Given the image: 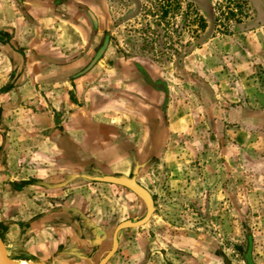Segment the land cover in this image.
I'll use <instances>...</instances> for the list:
<instances>
[{
    "label": "crops",
    "instance_id": "0c3cea01",
    "mask_svg": "<svg viewBox=\"0 0 264 264\" xmlns=\"http://www.w3.org/2000/svg\"><path fill=\"white\" fill-rule=\"evenodd\" d=\"M88 1L0 0V239L9 258L17 256L11 260L91 264L92 242L103 237L108 220L104 204L123 220L139 218L143 204L125 187L93 181L94 175L133 177L151 196L160 188L158 165L175 163L184 150L178 137L199 114L219 151L214 166L223 170L221 157L235 163L233 152L243 146V160L264 179V0H247L252 46L259 48L225 50L211 72L203 69L207 87L192 94V112L183 111L178 97L181 115L173 111L168 84L151 78L169 91L163 105V92L143 84L123 60L106 64L98 57L78 72L88 55H77L89 35ZM230 53L242 58L229 61ZM252 68L261 70L259 95L246 79ZM252 147L259 154H249ZM153 224L151 217L118 233L105 264H183L150 256L158 243L168 254L167 240L148 234Z\"/></svg>",
    "mask_w": 264,
    "mask_h": 264
},
{
    "label": "rangeland",
    "instance_id": "374dc122",
    "mask_svg": "<svg viewBox=\"0 0 264 264\" xmlns=\"http://www.w3.org/2000/svg\"><path fill=\"white\" fill-rule=\"evenodd\" d=\"M87 5L96 26L92 29L85 15L89 35L77 55L86 51L88 55L78 72L84 70L105 41L99 57L104 58L106 64L114 59L125 61L134 74L142 78L143 84L141 72L164 81L173 99V111L179 115L178 97L182 94L184 98L183 111L192 112L196 108V98L192 94L205 87L194 81L191 74L204 80L203 69L206 74L211 72L213 62L222 59L229 47L233 50L238 47L242 51L259 48L252 46L255 39L250 30L254 25L250 22L251 7L247 0H89ZM239 58H242L240 54H231L228 60L238 61ZM227 66L223 62V67ZM260 71L252 68L246 76V79L252 78L257 95L260 94ZM169 91L166 96L163 93V101L165 97L167 101ZM193 118L190 129L178 137V146L182 145L184 150L179 148L175 163L158 165V170L163 171L156 181L160 188L151 194L155 210L149 218H153L154 224L148 234L167 240L168 254L167 247L158 243L160 247L150 256L158 255L166 263L246 264L243 253L249 233L251 262L264 264V179L260 168L243 160L246 152L239 146L233 152L236 162L225 163L221 157L223 170H218L213 164L218 150L208 139L211 131L202 124L204 120L200 114L199 118ZM254 133L252 139L257 138ZM237 138V143L242 142V135ZM225 150L224 154H227L229 149ZM247 151L252 155L259 154L254 147ZM181 152L182 159L178 157ZM93 199L95 201L96 197ZM110 207V203L104 204V209L109 212L108 220L103 224V237L92 242L91 264H97L108 252L111 233L123 220L112 213ZM143 214L142 204L138 217ZM146 222L127 231L141 228ZM124 230L120 229L118 233ZM159 248L163 255H159ZM195 252L199 256H195ZM212 253L216 257L214 261L207 259ZM9 254L12 259L17 257ZM195 258L200 260L199 263Z\"/></svg>",
    "mask_w": 264,
    "mask_h": 264
},
{
    "label": "water",
    "instance_id": "95a60500",
    "mask_svg": "<svg viewBox=\"0 0 264 264\" xmlns=\"http://www.w3.org/2000/svg\"><path fill=\"white\" fill-rule=\"evenodd\" d=\"M88 18L91 22L92 29L96 26V20L94 18V15L87 11ZM105 46V41L101 45V47L97 50V52L94 54L93 58L90 60V62L87 64V66L84 68V70L90 68V66L98 59L101 51L103 50ZM144 80L147 82L148 85H150L152 88L158 89L164 93L166 96L167 90L165 87L164 82L160 80H152L145 72H141ZM191 78L196 81L198 84L203 85L207 87V84L196 74H191ZM166 102V97L164 98L163 105ZM95 180L100 182H107L115 185H119L122 187L127 188L132 193H134L143 203L144 205V214L142 217L138 219L133 220H123L115 225L112 234H111V246L108 252L97 262V264H104L106 260L113 254V252L117 248V239H118V231L120 229L128 228V227H137L146 222L149 218V216L152 213L153 210V202L151 199L150 194L148 191L139 185L133 177H123V176H111V175H104V176H98L94 177ZM247 246L245 249V252L243 253L244 260L246 264H252L250 259V240H249V233H247ZM0 259L2 264H13L11 259L6 253V250L2 244V241L0 239Z\"/></svg>",
    "mask_w": 264,
    "mask_h": 264
},
{
    "label": "bare ground",
    "instance_id": "6f19581e",
    "mask_svg": "<svg viewBox=\"0 0 264 264\" xmlns=\"http://www.w3.org/2000/svg\"><path fill=\"white\" fill-rule=\"evenodd\" d=\"M11 261L13 264H45L44 262L32 261V260H11ZM0 264H2L1 259H0Z\"/></svg>",
    "mask_w": 264,
    "mask_h": 264
}]
</instances>
